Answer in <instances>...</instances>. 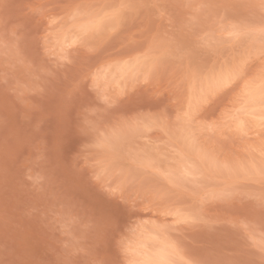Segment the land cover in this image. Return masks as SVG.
Returning a JSON list of instances; mask_svg holds the SVG:
<instances>
[{
	"label": "rangeland",
	"instance_id": "obj_1",
	"mask_svg": "<svg viewBox=\"0 0 264 264\" xmlns=\"http://www.w3.org/2000/svg\"><path fill=\"white\" fill-rule=\"evenodd\" d=\"M263 87L264 0H0V264H264Z\"/></svg>",
	"mask_w": 264,
	"mask_h": 264
},
{
	"label": "bare ground",
	"instance_id": "obj_2",
	"mask_svg": "<svg viewBox=\"0 0 264 264\" xmlns=\"http://www.w3.org/2000/svg\"><path fill=\"white\" fill-rule=\"evenodd\" d=\"M253 87H254V86H253ZM250 88H251V87H250ZM256 88H258V86H256ZM256 88H255V89H256ZM263 88H264V87H263ZM255 89L253 88L252 90H255ZM261 89H262V88H261ZM261 89H256V91L259 90V92L257 91L258 94H257L256 92H255L254 94H253V93H249V94H251V95H250L251 98L253 97V98L251 99V100H253L252 102H257V101H259V103H260V102L262 101V99H264L263 95H260V97L258 96L259 93L261 94V92H262V91H260ZM263 92H264V91H263ZM263 92H262V93H263ZM252 94H253V96H252ZM263 94H264V93H263ZM250 96L248 97V99L250 98ZM261 97H263V98H261ZM260 98H261V99H260ZM251 100H249V101L251 102ZM252 102H251V103H252ZM254 105H256V103H255ZM257 105H258V102H257ZM160 252H162V251H160ZM151 256H152V254H151ZM155 256H157V255L155 254ZM162 256H163V255L161 254L160 257H161V259L164 260L163 262H165V258H162ZM147 257H148V256H147ZM147 257H146V259H145V260L147 261L146 264H161V263L159 262V261H161V259L159 260V258H160L159 256H157V257H159V258L152 259V260L150 259L149 261H148V258H149V257H148V258H147ZM152 257H154V256H152ZM163 257H164V256H163ZM167 257H168V256H167ZM145 260H144V262H145ZM166 260L168 261V259H166ZM161 262H162V261H161ZM163 262H162V263H163ZM163 264H165V263H163Z\"/></svg>",
	"mask_w": 264,
	"mask_h": 264
}]
</instances>
